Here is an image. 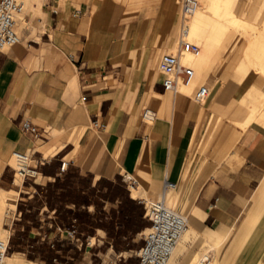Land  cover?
Segmentation results:
<instances>
[{
    "label": "crops",
    "instance_id": "0c3cea01",
    "mask_svg": "<svg viewBox=\"0 0 264 264\" xmlns=\"http://www.w3.org/2000/svg\"><path fill=\"white\" fill-rule=\"evenodd\" d=\"M154 3L123 6L119 15L112 0H34L27 6L20 42L0 60V190L31 194L2 186L11 185L6 179L15 171V152L30 153L39 177L48 181L61 177L64 162L96 181L128 173L136 180L132 188L138 196H131L138 203L157 201L168 182L184 185L197 157L192 159L199 110L178 96L194 94L209 75L203 81L199 62L191 85L179 93L165 90L154 61L140 54L153 47L151 36L147 45L141 37ZM145 107L156 112L155 120L143 119ZM26 122L38 128L37 136L23 131ZM250 123L229 131L235 145L227 162L197 189L190 228L178 250L204 227L210 248L202 252L214 251V264H233L240 243L264 213V125ZM15 175L14 185L21 187L24 180L18 183ZM172 190L163 194L170 207ZM11 204L7 217L19 209L18 202Z\"/></svg>",
    "mask_w": 264,
    "mask_h": 264
},
{
    "label": "rangeland",
    "instance_id": "374dc122",
    "mask_svg": "<svg viewBox=\"0 0 264 264\" xmlns=\"http://www.w3.org/2000/svg\"><path fill=\"white\" fill-rule=\"evenodd\" d=\"M32 1H27L25 10ZM112 1L118 15L123 6L140 8L155 2V8L148 10L152 11L149 26L141 37L147 45L151 36L153 47L141 48L140 54L145 61L153 60L157 68L161 53L172 47L176 49L174 42L180 20L177 0ZM204 1L200 0V11L191 20L190 41L200 46V53H186L183 61L185 65L193 66L196 73L197 63L204 66L201 70L203 81L209 75L205 84L211 89V95L203 104L193 100L194 94L185 95L181 91L178 96L199 110L198 143L192 151V159L197 156L195 165L186 176L184 185L172 190L175 202L171 207L188 219L191 218L197 189L230 156L236 138L233 135L227 138L229 131L234 127L244 129L243 123L248 119L251 123L264 125V0H211L207 4L209 7L203 5ZM22 17L23 14L17 28L19 35ZM11 166L19 167L17 161ZM15 174L13 171L7 177L11 185L3 184V188L29 190L31 194L11 192L5 195L8 201L4 199L0 216L1 226L10 234L7 256L15 254L22 262L29 260L37 264L138 263V253L144 246L150 223L144 218L145 206L131 196L132 186L129 190L123 176L96 181L73 168V177L67 180L66 174L61 176V187L51 188V195L47 189L55 181L39 176L37 180L23 181V177L18 175L17 179L23 181L18 187L14 185ZM74 198L80 205L69 203L72 205L69 208L68 202ZM48 201L53 205L52 209ZM17 202L18 211L7 217L8 210L13 208L11 203ZM77 215L79 219L69 218ZM142 223V229L134 232ZM104 227H110V232ZM238 233L228 242L220 259L224 258ZM209 236L201 227L198 235L191 236L186 248L177 251L171 263L189 264L188 260L199 252L193 262L198 264L206 251L202 252V248H210ZM210 255L213 261L214 251ZM233 264H264V213L240 243L239 254Z\"/></svg>",
    "mask_w": 264,
    "mask_h": 264
},
{
    "label": "built area",
    "instance_id": "2783aa9c",
    "mask_svg": "<svg viewBox=\"0 0 264 264\" xmlns=\"http://www.w3.org/2000/svg\"><path fill=\"white\" fill-rule=\"evenodd\" d=\"M27 1L0 0V60L7 50L20 42L21 38L17 29L18 22L20 15L25 10ZM177 1L180 6V20L176 49L173 52H164L157 66L159 73L162 75L163 87L166 91L174 93H179L181 86L191 85L197 74L193 66L185 65L184 56L189 52L199 54L201 50L199 45L189 39L190 20L200 9V0ZM210 95L211 89L204 84L196 90L193 100L198 104H203ZM142 117L145 121H153L156 118V112L151 108L145 107ZM22 129L24 132L35 136L39 134L38 128L29 122L24 123ZM13 158L17 160L19 166L18 169H15L16 174L20 172L24 176V180L37 179L39 168L32 164V155L30 153L15 152ZM68 169L69 163L64 162L60 168V175L66 174ZM123 178L128 184L129 190L131 185L137 184L133 176L128 173L123 175ZM177 188V184L168 182L164 193L168 189L176 190ZM139 203L145 206V217L148 219L150 227L144 238V246L138 254V264H172L173 253L188 228V217L169 207L163 197L157 201L149 202L140 199ZM9 243L5 244L4 241L0 240V264L4 263Z\"/></svg>",
    "mask_w": 264,
    "mask_h": 264
},
{
    "label": "bare ground",
    "instance_id": "6f19581e",
    "mask_svg": "<svg viewBox=\"0 0 264 264\" xmlns=\"http://www.w3.org/2000/svg\"><path fill=\"white\" fill-rule=\"evenodd\" d=\"M211 0H205L204 2H203V5L205 6V7H209L207 4H209V2H210ZM200 8H201V3H200ZM199 11H200V9L191 17V20H192V18L193 17H195L198 13H199ZM191 20H190V24H189V26H190V34H191ZM190 34H189V39H190ZM16 161L17 160H15L14 158H13V164L14 165H16ZM15 169H17V168H15ZM17 175H19L20 177H23V180H24V176L20 173V172H18L17 173ZM40 174H38V176H39ZM37 176V177H38ZM22 180L21 179H17V182L18 183H20ZM131 186H134V185H131ZM132 192H133V195L134 196H138V192H137V190H135L134 188H132ZM5 195H6V192L5 191H3V190H0V214H1V209H2V205H3V203H4V197H5ZM163 197V196H162ZM161 197V198H162ZM12 205V204H11ZM169 206V205H168ZM12 207H15V206H13L12 205ZM170 207V206H169ZM172 208V207H171ZM1 221H2V217L0 216V240H2V241H4L5 242V244H8L9 243V239H10V234H9V231L7 230V229H4L2 226H1ZM189 228H190V220L188 219V228H187V230H186V232L183 234V236L181 237V239H180V242H179V245H178V247H180V248H182L184 245L182 244V240H183V237H184V235L189 231ZM148 232V229H147V231H146V233ZM181 243V244H180ZM178 247L176 248V250H175V252L173 253V256H172V258L174 257V255H176V253H177V251H178ZM179 248V249H180ZM139 254V253H138ZM211 255H210V252L209 251H207V252H205L200 258H199V260H198V264H214V261H212V259H211V257H210ZM172 258H171V261H172ZM205 259V260H204ZM208 259V260H207ZM207 260V261H206ZM3 264H37L36 262H33V261H29V260H27V261H24V262H22V261H20L19 259H17V257H16V255L14 254V255H12V256H7L6 255V258H5V260H4V263Z\"/></svg>",
    "mask_w": 264,
    "mask_h": 264
},
{
    "label": "trees",
    "instance_id": "16d2710c",
    "mask_svg": "<svg viewBox=\"0 0 264 264\" xmlns=\"http://www.w3.org/2000/svg\"><path fill=\"white\" fill-rule=\"evenodd\" d=\"M65 175V174H64ZM73 177V174H72V170H69L68 169V171H67V173H66V179L67 180H70L71 178ZM63 181V179L62 178H60V177H57L56 178V181L53 183V184H50L49 185V189H47V191L48 192H50V194L51 195H53V190L51 189V188H53V187H56V188H59V187H61V182ZM39 189L41 188V187H38ZM75 194V193H74ZM65 194H62V196H64ZM37 197V196H36ZM130 202L131 203H133V201L132 200H130ZM74 204V205H76V206H78V205H80L79 204V202H78V200H77V198H74L72 201H70V202H68V204ZM48 205L50 206V208L52 209L53 208V205L50 203V201H48ZM69 213H71V214H73V212L72 211H69ZM123 215L124 216H126V212H123ZM76 218H78V215H77V217ZM133 218V217H132ZM79 219V218H78ZM112 225V228H114V222L111 224ZM100 226H103L102 224H100ZM142 227H143V223L141 224V225H137V227L135 228V230H134V232H139L140 231V229H142ZM108 232H110V227H104Z\"/></svg>",
    "mask_w": 264,
    "mask_h": 264
}]
</instances>
